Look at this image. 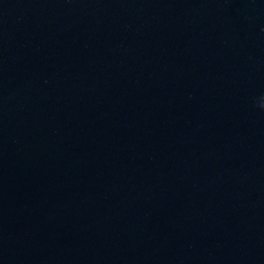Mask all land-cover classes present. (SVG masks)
Segmentation results:
<instances>
[{
    "label": "water",
    "instance_id": "obj_1",
    "mask_svg": "<svg viewBox=\"0 0 264 264\" xmlns=\"http://www.w3.org/2000/svg\"><path fill=\"white\" fill-rule=\"evenodd\" d=\"M264 0H0V264H264Z\"/></svg>",
    "mask_w": 264,
    "mask_h": 264
},
{
    "label": "clouds",
    "instance_id": "obj_2",
    "mask_svg": "<svg viewBox=\"0 0 264 264\" xmlns=\"http://www.w3.org/2000/svg\"><path fill=\"white\" fill-rule=\"evenodd\" d=\"M262 107H264V105H262Z\"/></svg>",
    "mask_w": 264,
    "mask_h": 264
}]
</instances>
